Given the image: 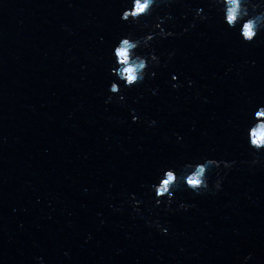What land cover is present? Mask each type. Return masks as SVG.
<instances>
[{
    "label": "water",
    "instance_id": "95a60500",
    "mask_svg": "<svg viewBox=\"0 0 264 264\" xmlns=\"http://www.w3.org/2000/svg\"><path fill=\"white\" fill-rule=\"evenodd\" d=\"M124 3L0 0V264H264V152L244 135L264 104V32L242 43L211 0L161 4L140 21L171 16L155 77L105 104L112 46L147 31L120 20ZM199 157L235 161L209 171L221 190L154 207L157 170Z\"/></svg>",
    "mask_w": 264,
    "mask_h": 264
},
{
    "label": "clouds",
    "instance_id": "9594fccd",
    "mask_svg": "<svg viewBox=\"0 0 264 264\" xmlns=\"http://www.w3.org/2000/svg\"><path fill=\"white\" fill-rule=\"evenodd\" d=\"M172 0H125L122 11L120 12V20L123 22H131L138 24L141 30L147 29L141 36H133L131 33L121 36L119 40L112 46L110 52V64L108 74L112 79L109 80L107 86L108 96L104 103H109L113 98L118 102H123L125 96L124 89L133 88L142 84L145 79L155 77V69L160 66V57L155 54V50L151 49V42L155 38H168L175 33L166 30L164 25L166 21L171 19L170 14L163 17L157 16L155 22L148 24H140L142 18L151 15L152 10L163 4L168 7ZM211 6L215 9L220 17L221 23L226 29L234 31L242 43L253 42L262 32H264V0H211ZM193 18L204 21L206 16L203 14L202 8L193 10ZM187 31V29H184ZM147 50V51H145ZM169 58L173 53H169ZM255 64V61H252ZM179 77L171 76V87L176 89L179 85L176 83ZM188 86H192L189 80ZM156 89H153L155 95ZM132 123L139 120L135 109L129 111ZM156 123L155 120L148 121V126L152 127ZM245 139L248 148L253 154L264 152V104H257L251 112L248 123L245 128ZM179 139V137H178ZM259 158L254 155L250 164L256 165ZM235 161L217 160L210 157H199L185 162L180 168L166 166L157 170L154 181L149 184L148 191L152 194L153 206H164L169 209L174 202L175 193L180 190L192 192L196 195H202L208 192H218L222 188L224 177L217 172L216 179L209 182V171L211 169H231ZM137 201L132 196V207L139 211ZM190 205L181 201L177 204V209L188 211ZM99 215V213H98ZM149 227H155L161 234H167V227L162 226L159 221L148 222ZM91 239L86 237L85 242ZM67 256L68 253L64 252ZM39 264H44L42 257H37ZM254 253L248 251L244 257L242 264H253Z\"/></svg>",
    "mask_w": 264,
    "mask_h": 264
}]
</instances>
